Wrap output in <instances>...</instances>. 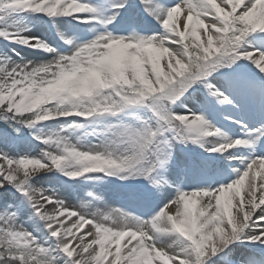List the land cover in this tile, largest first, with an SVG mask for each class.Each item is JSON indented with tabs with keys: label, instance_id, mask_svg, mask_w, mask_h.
Masks as SVG:
<instances>
[{
	"label": "snow or ice",
	"instance_id": "6c2138e0",
	"mask_svg": "<svg viewBox=\"0 0 264 264\" xmlns=\"http://www.w3.org/2000/svg\"><path fill=\"white\" fill-rule=\"evenodd\" d=\"M136 7L160 30L135 31ZM22 14L47 18L65 47L26 35L18 26ZM62 22H75L71 35L58 27ZM81 25L91 38L77 34ZM110 25L132 31L114 35ZM0 39L51 56L38 64L0 62V189L19 193L30 218L55 241L45 246L15 222V213H0V264H207L213 257L264 264V154L257 151L264 146V0H0ZM222 107L236 113L224 119L241 135L208 122ZM133 108L151 115L137 125L122 122ZM59 120L71 122L39 131ZM101 123L85 133L97 143L69 137ZM23 129L43 145L38 155L6 150L27 139ZM174 143L241 167L232 168L229 183L177 188L156 205L132 193L143 218L120 207L73 206L31 183L51 172L71 181L115 177L142 180L161 195L155 174L172 160ZM195 166L204 171L209 161ZM164 237L171 242L161 243ZM238 244L258 250L233 260L231 246Z\"/></svg>",
	"mask_w": 264,
	"mask_h": 264
},
{
	"label": "bare ground",
	"instance_id": "6f19581e",
	"mask_svg": "<svg viewBox=\"0 0 264 264\" xmlns=\"http://www.w3.org/2000/svg\"><path fill=\"white\" fill-rule=\"evenodd\" d=\"M31 15L28 14H22L19 18L22 19H28ZM30 24L26 28L28 29V32L25 34H32L36 35L35 32L42 30L43 31V36L46 37L47 35H50V40L53 42L52 35L55 36L54 31L50 28V25L48 24L46 19H43L41 17H30ZM65 18H61V20H64ZM71 25L74 24L75 22H70ZM142 21L139 20V24H141ZM63 25H69V23L62 22L58 24V27L63 30ZM79 26V29H81ZM111 30H118L111 28ZM72 32V31H71ZM124 32V31H123ZM128 32H124V35H127ZM70 35V34H69ZM40 36V35H36ZM10 46L17 47L19 49H22L24 52L27 53H33L34 52H39V54L42 51L39 50H34L26 47H21L15 44L9 43ZM22 55V54H21ZM21 55H16V59H21ZM41 57H45L46 54L41 53ZM33 64H35V60L31 61ZM250 75L253 76L254 78L258 77V74L255 72V70L250 71ZM223 110L225 109L222 107ZM221 109V108H220ZM219 109V110H220ZM174 110H177L174 108ZM182 110V109H181ZM214 112V111H213ZM213 112L209 113L208 116L210 117V123L215 125L218 124V120L213 116ZM151 113H149L146 109L144 108H133L129 109L125 114H122L120 119L122 122L125 123H131L133 125H137L139 121L146 120L149 118ZM221 120H224L221 119ZM69 121V120H68ZM64 122L63 120L59 121H49L45 122L44 124L39 126V131L42 130V128H49L51 126L57 125ZM223 122H228L230 121L226 120ZM250 126H254L251 122H249ZM103 123L95 125V126H88L86 128L80 129L77 132L74 133H69V137L71 138L72 135L75 133H81L84 134L86 132H90L92 130V127H102ZM227 135L229 136H239L241 135V130L236 126L233 125V127L228 129ZM185 148L190 150L191 154H187L185 151ZM38 155L41 150H36ZM240 151H245L242 147H240ZM258 152L261 154H264V146L260 147L257 149ZM202 160H207L209 161V168L216 169V166H219L220 164L228 163L224 161L222 158L217 156L216 154H210V153H204L202 150L191 143L188 144H178L174 143L173 144V158L169 162L168 165H166L165 169L158 170L156 175V178L158 180H164L167 178H172L174 183V187H178L181 190L187 191L190 188H194L195 190H206L209 187L215 188L221 183H226L230 178H231V172L232 168L235 166H241L239 163H232L228 164L227 166V171L229 170V173H226L223 178H211V179H206L202 180L200 178H196L190 174V171L192 170V165L197 162V161H202ZM192 164V165H191ZM181 171H185L186 175H181ZM233 173V172H232ZM58 175V174H57ZM50 176H55V172L46 173L42 175H38L34 177L31 181L32 185L34 187L44 185L42 189L47 190L48 192H55L57 196H59L62 199V194H66L67 196H72L75 199H80L81 197L85 196L88 199V202L85 201L86 204L88 203L91 206L90 210H96L95 207H102V209L107 210V208L112 207L114 205H122L126 207L129 211H133L136 215L141 216L142 218L146 215L144 209L139 206V201L134 200L131 198L132 193L136 194H142L148 197V202L151 204H159L164 202L165 197H169L172 195L173 189H163L162 187V194L157 195L147 184L146 182L142 180H135V181H119L115 177H103L102 179H90V180H76V181H71L68 180L66 177L64 179V183H62V189L61 190H55L53 187V183L47 184L45 183L44 179H47ZM61 176V174H60ZM108 179H111V182H108ZM61 185V184H60ZM104 187V190L102 188ZM66 190L68 192H66ZM91 192L92 196H89L88 193ZM0 193H11L10 189L5 191L4 189H0ZM9 202L11 209H16V210H29L30 217H31V209L27 207V204L23 201V198L20 196L19 193H12L8 194ZM91 200H93V203H91ZM70 205L75 206L74 201L69 203ZM27 212V211H26ZM28 213V212H27ZM16 219H19V217H16ZM28 223L33 224L36 226V230L38 231V234L40 231L45 232L42 222L35 221L31 218H28L27 220ZM22 225H25L24 223L19 222ZM31 231V230H29ZM170 242L171 240L167 237H164L161 239V243H167ZM49 242H55L52 238L49 237ZM242 244L238 245H232L231 248L233 249L232 251V256H238V254H233L234 252L236 253L235 249L240 248ZM239 246V247H238ZM242 248V247H241ZM252 250V249H251ZM228 249H225V252H228ZM241 254V253H240ZM250 254H247L246 252L242 253V260ZM220 259L217 257H213L211 260L207 262V264H216ZM61 262H63L62 259H60Z\"/></svg>",
	"mask_w": 264,
	"mask_h": 264
},
{
	"label": "rangeland",
	"instance_id": "374dc122",
	"mask_svg": "<svg viewBox=\"0 0 264 264\" xmlns=\"http://www.w3.org/2000/svg\"><path fill=\"white\" fill-rule=\"evenodd\" d=\"M98 2H99V0H92V3H98ZM143 14H144V12H143ZM18 19H19V23H18V26L19 27L25 28V27L28 26V22H29L28 19L29 18L28 19L18 18ZM149 19L151 20L150 17H149ZM117 26H119V25H117ZM150 26H151L150 27V31H148V32H146V33H144L142 35H149L153 31H159L160 30V26L157 25L155 22H153ZM35 34L42 35L43 34V31L42 30H39V31L35 32ZM114 35H123V33L122 34L114 33ZM52 46L55 47L53 44H52ZM58 49H61V47L58 48ZM42 53H44V52H42ZM44 54H46V53H44ZM16 55H21L22 58L18 60V59L15 58ZM46 55H47L46 57H41L39 55V52L38 53L37 52H34V54L33 53L24 52L22 49H19V48L14 47V46H10L8 42L0 39V62H2L3 60H6L8 58H11V61H13L15 63H26V62H29V61L36 60L35 61V64H38V63H40L42 61L51 59V56L49 54H46ZM70 122H71V120L64 121V122H62L60 124L51 126L49 128H42V130H40V131H42L44 133H47V132H50V131H55V130H58V128L61 125H66L67 123H70ZM0 127H3V125H0ZM22 134L27 139L24 140L18 146V148L17 147H13L12 149H6V150L11 151L13 154H15L16 151H21V152L28 151V152H30L32 154H37V151L36 150H41V148H43V145H39V144L35 143L34 141H31V137L29 136V132H28L27 129H23L22 130ZM70 139H72L73 142H75L77 139H80L81 142H84V143H97L98 142V140H97L96 137H93V136H87L86 137L84 134H81V133H75L74 135H72V137ZM185 151H186L187 154H191L190 150H188L186 148H185ZM197 173H198V171L194 172L193 174L196 175ZM64 179H65V177L62 176V175L60 176V173L59 172H55V176H50L47 179H44V181L47 184H50V183L55 184L52 187L55 190H61L62 189V183H64ZM233 179H235V177L232 178L227 183L231 182ZM111 181H112L111 179H108V182H111ZM165 181L168 182L169 179H167ZM60 182H62V183H60ZM162 185L164 187H166V188L170 187L171 185L173 186L172 182H170V181L168 182V184H163V181H162ZM42 187H44V185L36 186V188H38V189H42ZM176 189L177 188H175L174 193L171 196H169L168 198H171L172 196L175 195ZM102 190H104V187L102 188ZM188 190H195V189L194 188H190ZM10 192L11 193H7V194L0 193V213H15L16 214V217H19V219H16V221H15L17 224L21 225L23 228L27 229L28 231L31 230L29 232H31L35 237H37V239L39 240L40 243L44 244L47 247L54 248L55 247V242H49V236L47 235V232H46L45 229H44L45 232L40 231V233L38 234V231L36 230L37 229L36 226L27 222L28 218H30V216H29L30 215L29 210H22V211H20V210H16V209H11V207L8 206L11 203V202H9V198H8L9 195L8 194L17 193V192H15L14 189H10ZM66 192H68V191L66 190ZM62 195H63L62 196V199L63 200H65L66 202L69 201V203L70 202L72 203L74 201L75 206H77V207L80 204L85 203V201L88 202V199L85 196L81 197L80 199L72 200L74 198L69 199L68 196L66 197V194L65 193L62 194ZM91 203H93V200H91ZM112 207H114V206H112ZM112 207H109V208H112ZM115 207H117V206H115ZM95 208L96 209L97 208L102 209V207H95ZM19 222L24 223L25 225H22ZM42 226H43V223H42ZM43 228H44V226H43ZM170 242L168 241L166 244H168ZM240 246L242 248L240 247L238 249H235V251L237 250V251H239V253H242L243 251L245 252V251H248L249 249H253L254 251H257L258 250L257 249V246H255V245L242 244ZM233 260H236V259H233ZM58 264H63V262H61L59 260L58 261ZM216 264H219V263H216ZM221 264H223V263H221Z\"/></svg>",
	"mask_w": 264,
	"mask_h": 264
}]
</instances>
